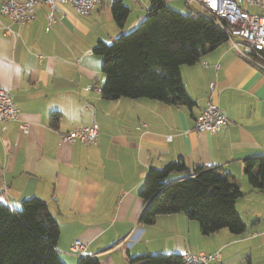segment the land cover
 <instances>
[{"label": "crops", "instance_id": "crops-1", "mask_svg": "<svg viewBox=\"0 0 264 264\" xmlns=\"http://www.w3.org/2000/svg\"><path fill=\"white\" fill-rule=\"evenodd\" d=\"M113 1L98 0L87 14L59 4L51 25L44 4H36L22 25L0 14V88L11 89L18 111V120L0 123V202L19 208L27 198L45 201L58 222L56 249L65 264H77L79 256L70 252L76 239L99 264L185 251H219L226 264H264V191L253 189L243 172L246 158L264 155V71L226 41L181 66L192 107L105 99L102 58L92 49L99 40L110 42L136 26L149 9V0H120L129 14L119 28ZM165 1L189 11L185 0ZM3 25L16 36L5 34ZM208 98L228 124L214 133L196 132ZM52 113L59 115L55 127ZM19 123H26L27 131ZM92 123L99 130L95 144L63 140L73 128ZM179 158L190 171L221 166L237 180L243 193L235 205L245 223L242 233L220 229L203 235L198 222L184 213L158 215L150 225L139 222V191L148 169Z\"/></svg>", "mask_w": 264, "mask_h": 264}, {"label": "trees", "instance_id": "trees-1", "mask_svg": "<svg viewBox=\"0 0 264 264\" xmlns=\"http://www.w3.org/2000/svg\"><path fill=\"white\" fill-rule=\"evenodd\" d=\"M188 10L182 13L165 0H149L145 16L130 32L95 44L92 51L102 58L105 99L145 98L192 107L180 68L226 42L227 34L206 12L191 5ZM111 12L122 28L129 8L115 0ZM58 119L52 113L51 126ZM243 172L253 189L264 191V155L246 158ZM174 173L179 175L173 178ZM242 194L237 180L221 166L198 165L190 171L179 158L148 169L139 191L143 200L139 222L150 225L158 215L184 213L198 222L203 235L220 229L240 234L245 223L235 205ZM20 206L0 203V264H65L56 249L58 222L46 202L31 197ZM77 264H99V259L79 256ZM128 264L183 263L181 254L142 253L129 256Z\"/></svg>", "mask_w": 264, "mask_h": 264}, {"label": "built area", "instance_id": "built-area-1", "mask_svg": "<svg viewBox=\"0 0 264 264\" xmlns=\"http://www.w3.org/2000/svg\"><path fill=\"white\" fill-rule=\"evenodd\" d=\"M188 5L206 12L221 24L227 34V41L240 58L264 71V13L251 12L249 8L264 11V0H185ZM69 4L78 14L91 12L98 0H3L0 3V14L6 16L12 24L27 23L36 4L48 8V25L56 22L54 11L59 4ZM5 34L16 36L10 25H3ZM18 120V111L13 102L10 88H0V123ZM228 124V119L215 101L208 98L206 106L197 117L195 131L214 133ZM22 131H27L26 123H19ZM96 123L77 126L63 135L67 142L79 141L86 145L95 144L98 139ZM171 139L170 136L167 137ZM1 203V202H0ZM70 252L84 256V243L76 239L70 246ZM183 264H226L219 251L191 252L181 254Z\"/></svg>", "mask_w": 264, "mask_h": 264}, {"label": "rangeland", "instance_id": "rangeland-1", "mask_svg": "<svg viewBox=\"0 0 264 264\" xmlns=\"http://www.w3.org/2000/svg\"><path fill=\"white\" fill-rule=\"evenodd\" d=\"M254 9V8H253ZM133 27H135V25L133 26ZM133 27L132 28H128L127 30H126V32L125 33H128V32H130L132 29H133ZM20 208H21V206H19ZM19 208V209H20Z\"/></svg>", "mask_w": 264, "mask_h": 264}]
</instances>
